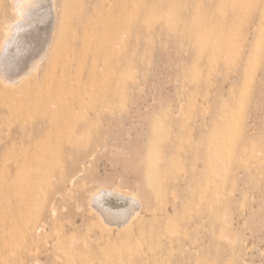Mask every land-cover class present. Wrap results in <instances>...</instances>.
<instances>
[{
    "label": "rangeland",
    "instance_id": "obj_1",
    "mask_svg": "<svg viewBox=\"0 0 264 264\" xmlns=\"http://www.w3.org/2000/svg\"><path fill=\"white\" fill-rule=\"evenodd\" d=\"M56 4L0 71V264H264V0Z\"/></svg>",
    "mask_w": 264,
    "mask_h": 264
},
{
    "label": "bare ground",
    "instance_id": "obj_2",
    "mask_svg": "<svg viewBox=\"0 0 264 264\" xmlns=\"http://www.w3.org/2000/svg\"><path fill=\"white\" fill-rule=\"evenodd\" d=\"M10 1L12 2V5H11V9L12 10L11 11H12V13H15L16 18L14 19V21L8 22L10 24L7 23L8 25H6L7 27H5L4 36L2 37L3 39L2 40L0 39L1 40L0 41V71L3 72L4 74H7V73H5V72L8 71V70L5 71L6 69H8V68L14 69L13 66H17V65L20 66V64H21V61L16 60L15 58H14L15 60H12V59L10 60V58H7L5 56V53L7 52V50L10 49V46H12V45L14 46L15 42L20 40V38H19L20 34H18L17 31L18 30L20 31L24 27L23 25L25 23L26 24L28 23L31 26L50 25L49 29L51 30L52 29L51 25L57 19L56 15L58 13L57 12L58 8H57L56 0H10ZM54 25L55 24H53V28H54ZM49 29H46V30H49ZM46 30L41 32V34L46 32ZM50 30L47 31L48 32L47 34H49ZM51 32H54L53 34H55V31H51ZM24 33H25V31H24ZM47 34H45V36ZM50 34L47 35V36L50 37V42H51L52 41L51 40L52 37L50 36ZM22 36H21V38H22ZM25 36L27 37V35H25ZM26 37H23V38H26ZM28 40H27V42H28ZM46 40H48V39H46ZM22 41H24V40H22ZM22 41H20V42H22ZM20 42H18V43H20ZM40 42H42V40H40ZM36 43H38V42L36 41ZM45 43H47V41ZM35 46H36V44H35ZM38 46H39V48H41L40 47L41 44L38 45ZM11 48H13V47H11ZM46 48H48V47H46ZM9 53H10V51H9ZM9 53H7V54L9 55ZM35 53L36 52L31 53L32 57H33V55ZM44 54L42 56H44ZM29 56H31V55H29ZM26 57H28V55ZM26 57L22 58V59H24V60H22L23 62L25 61ZM37 58H39V57H37ZM28 61H29V59H28ZM36 61L39 62L41 60L39 59V61L38 60H36ZM27 62H25V63H27ZM27 64H26V66H27ZM22 66H24L23 63H22ZM22 66L20 67L21 69H23ZM33 67H34V63H33ZM30 71H31V69H30ZM14 72H15V74L12 73V75L13 74L16 75V70ZM32 74H33V72H32ZM22 76H23V74H22ZM23 77L21 79H23ZM12 78H13V76H12ZM5 80H7V79H5ZM19 80H20V78H19ZM11 82L12 81H10V83ZM14 82L17 83L16 80ZM16 85H18V83ZM100 195H104V196H106L108 198V200L110 202V206L108 208L106 206H104L100 202V200H99V198H100L99 196ZM118 195L129 197V200H128L129 202L128 203H130V210L128 212L122 211V208H123V206L125 204H123L122 202H120V200H118V198H117ZM90 206L94 210V212H96V214L99 216V218L107 226H109L111 228H117V229L129 226L134 221V219L139 216V214L142 212V210L145 209L144 203H143V198H142V196L139 193H133V194H129L128 195L119 186L118 187H106V186H98V187H96L93 190V192H92V196H91V200H90ZM148 211H150V209H148ZM121 214L123 216H120ZM224 236H225V238H228L227 234H225Z\"/></svg>",
    "mask_w": 264,
    "mask_h": 264
},
{
    "label": "snow or ice",
    "instance_id": "obj_3",
    "mask_svg": "<svg viewBox=\"0 0 264 264\" xmlns=\"http://www.w3.org/2000/svg\"><path fill=\"white\" fill-rule=\"evenodd\" d=\"M185 264H186V262H185Z\"/></svg>",
    "mask_w": 264,
    "mask_h": 264
}]
</instances>
